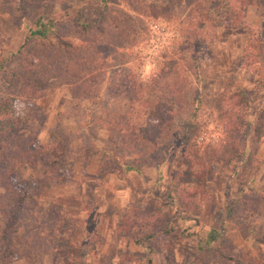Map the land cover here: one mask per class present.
<instances>
[{
  "label": "rangeland",
  "instance_id": "obj_1",
  "mask_svg": "<svg viewBox=\"0 0 264 264\" xmlns=\"http://www.w3.org/2000/svg\"><path fill=\"white\" fill-rule=\"evenodd\" d=\"M218 1L0 0V137L12 130L7 120L22 122L27 141L37 138L46 152L58 145L71 170L65 181H39L29 164L8 172L0 164V264H264V89L244 67L248 46L264 57L255 37L264 3L252 0L230 28L214 12ZM106 9L131 47L111 79L144 84V106L154 101L148 91L173 85L166 78L158 85L161 73L177 72L174 86L186 92L180 118L153 154L114 146L122 135L109 123L131 88L94 87L84 101L83 87L64 73L67 55L53 52L54 67H36L52 47L31 35L39 18L59 23L76 46L74 38L90 37L76 16L83 11L81 20L97 23ZM195 90L201 103L191 147L181 138ZM107 148L137 171L105 160ZM174 190L181 200L171 199ZM212 231L222 235L207 245Z\"/></svg>",
  "mask_w": 264,
  "mask_h": 264
},
{
  "label": "trees",
  "instance_id": "obj_2",
  "mask_svg": "<svg viewBox=\"0 0 264 264\" xmlns=\"http://www.w3.org/2000/svg\"><path fill=\"white\" fill-rule=\"evenodd\" d=\"M106 1L109 2L111 0ZM258 1H263L262 3H264V0ZM252 3V0H219L216 2L217 7H215L214 12L216 14L226 15L229 19V27L233 28L238 26V22H236L237 17L240 16V14L242 16L246 12L248 5H252ZM70 10L71 6L64 4L63 11L67 16H71L72 12ZM110 14L111 11L106 9L103 11L97 23H87L85 20H81V18L85 16V13L83 11L80 12L78 14L80 16H76V24L79 25L83 32L88 31L90 37L88 39L74 38L77 42L76 46L72 42H67L66 39H64L66 33L57 26L59 23L57 24V22L53 21L44 22V18H39L35 22L36 28L31 32V35L41 40V43L47 42L48 46L52 47L46 50L50 56L40 58L42 63H39L36 67L45 66L46 69L54 67V63L57 61L52 60L53 57L51 54L53 55V52H60L61 54L67 55V60L64 62L66 63L64 66V73L72 79L76 78V82L69 85L78 86V91L83 87L80 93L81 96H84V101L91 99V94L95 89L94 87L101 90L106 87L107 90H111V86L115 88L117 86L116 84L120 83V90L121 88H131L132 97L118 100L122 104V110L115 113L114 119L109 123L111 127L119 131L117 132L118 136L122 135L124 137L121 136L118 143L114 144V146L118 147L117 150L122 151L128 149V147L133 148L131 150L143 148L147 154L151 152L153 154L160 148L162 141L167 139V133L170 132L169 129L175 120L180 118V110L185 107L183 102L185 99L182 94L186 92L174 86L175 81H179V78L175 77L177 72L173 70L171 73H161L157 79V84L159 85V82L166 78V81L172 82L173 85L170 84L168 86L166 84V86H163L162 92L153 89L148 91L149 98L153 93L154 101L144 106L140 105L139 101L146 94L144 84L138 85L133 79L127 80L129 75H127L125 79L123 78V81L116 77L111 79L112 76L118 75V72L114 71L115 68L124 66L123 64H125L127 55L125 52L128 53L131 47L124 41L125 34L122 33V28L117 26L114 22L112 24L110 23L111 20H109L108 17ZM92 32H94V35H91ZM255 37L258 40L261 39V41H264V28L258 30V32L255 33ZM201 45H206V41H201ZM255 52V49L248 46L244 55V67L258 76L257 83L261 89H264V57L262 54ZM183 53L184 52H182V55H184ZM73 57L74 59H72ZM190 59L196 62L199 58L193 56V58L190 57ZM60 69L62 72V68ZM196 70L198 73L196 74V79L200 80L201 75L197 64ZM88 82L89 85L87 86ZM136 85L138 87H136ZM112 93L114 94V91ZM118 93H120L119 90L117 91V95ZM87 95H89V97H87ZM145 102L147 103L148 101ZM190 103L192 106L195 105V109L192 110L191 108L189 112L191 118L181 139L185 141L186 144H190L191 147H196L197 142H195V140L198 129L193 121L197 118V108L201 103L200 95L197 90L194 91ZM241 104L244 107V103L242 102ZM228 106V109L232 112L234 107L233 103H229ZM36 110V115H42L40 108L37 107ZM122 114H124L123 118H121ZM0 117H2L0 118L1 121L5 119L3 115ZM34 118H36L35 115ZM21 123L22 122L11 123L7 120V126L12 125L11 127L14 133L8 127L5 136L0 137V164L7 166L6 171H9L8 168L12 164L25 163L29 164L34 172L38 171L39 181H47L43 179L44 177L48 178L47 176L62 181L70 178L71 170L65 168L66 153L60 152L58 150V145H54V143H52V145L55 147H52L50 151L46 152L44 146L37 142V138L32 141L30 140L31 142L27 141L26 137L23 135L24 133L20 131ZM3 124L4 123H2V126ZM21 143H24L23 145L25 147H23ZM240 150L241 149H239V151ZM188 156L190 158L193 157L191 154H188ZM120 157V155H114L112 149L107 148L105 151V160L115 158L122 164L125 171H137L136 166L129 165V163H122L124 158L121 160ZM195 159L200 160L198 157ZM203 169L206 168L203 167ZM200 173L203 174V170H201ZM173 192L172 194L170 193V195H172V197L170 196L171 199L175 197L177 200H181V192L178 190H174ZM221 235L222 234L218 231H212L209 234L206 244L210 245L219 239Z\"/></svg>",
  "mask_w": 264,
  "mask_h": 264
}]
</instances>
